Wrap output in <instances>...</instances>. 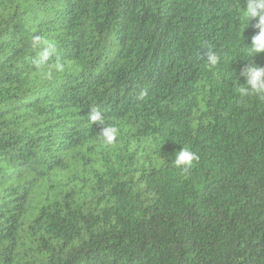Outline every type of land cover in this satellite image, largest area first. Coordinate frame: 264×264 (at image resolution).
I'll use <instances>...</instances> for the list:
<instances>
[{
  "label": "trees",
  "instance_id": "trees-1",
  "mask_svg": "<svg viewBox=\"0 0 264 264\" xmlns=\"http://www.w3.org/2000/svg\"><path fill=\"white\" fill-rule=\"evenodd\" d=\"M237 5L0 0V264H264V98L236 90L264 52Z\"/></svg>",
  "mask_w": 264,
  "mask_h": 264
},
{
  "label": "clouds",
  "instance_id": "clouds-1",
  "mask_svg": "<svg viewBox=\"0 0 264 264\" xmlns=\"http://www.w3.org/2000/svg\"><path fill=\"white\" fill-rule=\"evenodd\" d=\"M237 11L246 26L249 19H255L257 21L255 28L258 31L252 36L251 43L243 44L245 46L244 53L247 56L246 59L250 60L255 54L264 52V0H246V7L237 5ZM204 45L207 46L206 44ZM30 47L36 52V56L32 61L33 65L37 69H40L46 78H51L53 71L56 73H63L65 71L64 63L58 58L54 63H49L51 58L56 55L57 48L45 34L37 33L32 35ZM205 60L209 67H215L219 64L221 57L217 51L209 47ZM240 76L243 77L244 82L242 84L238 82L236 90L241 97L255 95L264 98V66H259L250 60L248 64L241 68ZM143 95L144 93H141V97ZM88 120L92 124L98 123L101 125L98 134L102 143L112 145L116 142L118 129L106 123L104 115L99 109L91 108L88 114ZM197 159L198 156L196 153L187 147H182L175 152L172 163L174 167L186 170Z\"/></svg>",
  "mask_w": 264,
  "mask_h": 264
}]
</instances>
